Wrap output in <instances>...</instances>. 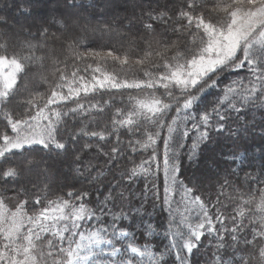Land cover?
I'll return each instance as SVG.
<instances>
[{"label": "snow or ice", "instance_id": "snow-or-ice-1", "mask_svg": "<svg viewBox=\"0 0 264 264\" xmlns=\"http://www.w3.org/2000/svg\"><path fill=\"white\" fill-rule=\"evenodd\" d=\"M257 127L264 0H0V264H264Z\"/></svg>", "mask_w": 264, "mask_h": 264}, {"label": "trees", "instance_id": "trees-1", "mask_svg": "<svg viewBox=\"0 0 264 264\" xmlns=\"http://www.w3.org/2000/svg\"><path fill=\"white\" fill-rule=\"evenodd\" d=\"M259 119V117H258ZM264 148V136L260 135V129L257 127L255 131L245 137L243 141H238L236 144H232L230 141L220 140L219 143L209 144L208 147L204 150L206 158H216L223 159L221 157V153H235L237 155L242 154L247 150L248 154H256L259 155L261 149ZM204 163V161H202ZM229 163H231L229 161ZM227 165L222 164L221 167H225ZM235 167V165H233ZM247 167L245 171H249ZM189 171H193L190 169ZM243 175V173H241ZM149 239H152L151 237ZM209 241H204V246L201 249V254L196 257L199 261V264H205V261L209 260L211 256V250L207 248ZM207 253L206 255L203 253Z\"/></svg>", "mask_w": 264, "mask_h": 264}]
</instances>
